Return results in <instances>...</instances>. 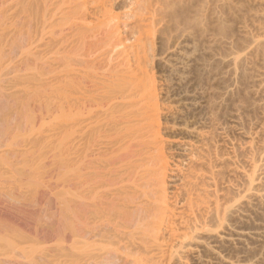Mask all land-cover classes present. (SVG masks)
I'll list each match as a JSON object with an SVG mask.
<instances>
[{
    "label": "bare ground",
    "instance_id": "bare-ground-1",
    "mask_svg": "<svg viewBox=\"0 0 264 264\" xmlns=\"http://www.w3.org/2000/svg\"><path fill=\"white\" fill-rule=\"evenodd\" d=\"M41 1L44 5V13L45 10L54 11L55 5L54 9L56 10L53 13L50 11L53 14L52 17L49 15L48 17L46 15L48 13L40 14L41 17L37 13L35 14L41 18H36L40 20L36 22V24L40 23V26H36L38 27L36 32L39 29L38 33H40L38 41L44 42L43 40L49 39L55 34V27L54 29L52 26L50 27L54 18L70 14V16H74L71 21L75 38L72 37L73 40L69 41L70 43L68 40L67 43L64 41L66 46L60 48L61 52L65 51L62 52L63 54L57 48L61 55L58 56L59 54L57 53V55L55 52V56L57 55L62 62L55 63L60 66L54 64L51 67L53 69L50 70L47 64L49 67L52 65L47 62L49 60L50 63L53 62L57 56L53 58L52 54L54 53L51 52V55L48 53V56L44 52L47 50H44V55H41L44 58L40 57L43 59L41 65L46 63L47 68L44 65L41 66L43 67L41 69L50 70L48 73H46L47 71L43 73L44 71L42 72L40 69L29 71L31 67L26 66V69L30 67V69L28 68L29 72L26 70L27 72L24 74L22 72L20 76L16 75L20 78L23 74L28 77L27 81L29 77L34 76L33 79L36 82L29 81L32 86L30 87L28 84L29 87H24L25 85H23L21 89H25L21 91L26 90L25 95L29 92L32 96L35 95L34 98L29 95L32 98L31 101L34 100L32 103L37 104L36 106L43 109L45 113L44 116H42L43 112H38V116L34 115L37 108L34 110L33 104L27 103L28 99L25 100L26 104H30V110L31 108V111L34 110L32 114L27 109L28 113H24V118L27 119L25 122L29 123H27L31 126L29 128L36 129L32 130L33 132L29 131L33 135L30 136L28 133V139H34L33 143L35 139L36 142L40 139L43 141L40 140L33 147V145L31 146L32 142L29 144L31 140L26 143L28 141L26 137L24 142L27 144L26 148L24 145V147H20V144L19 149H27L28 151H24L27 153L26 158L30 152L28 157L31 159L27 158L29 161H26L25 158V160L21 158L20 162L22 165L25 161L30 163V165L26 162L24 164L26 168L28 165L29 168L33 167L32 174L35 172V175L39 174V177L41 171L43 174L44 166H46L50 175L46 172L44 174L50 176L49 178L51 176L54 178V181L53 178L50 179L53 182L48 181L49 184L55 185L54 188L61 186L59 194L62 190L61 194L70 195L68 200L71 197L73 204L79 203V200L80 203H83L82 201L87 199L85 205L87 217L86 214H82L85 216V220H82L80 212L82 219H79L82 220V223L78 219L74 220L77 216L72 215V226L69 228L65 226L68 230L63 232L65 237L63 239L73 238L71 239L73 241L69 243L76 241L75 244L73 243L76 245L80 242L76 247L79 255L73 249L75 247H71L75 251H72L75 254L72 253V256L78 255L74 258L71 256L73 259H77L72 260V264H189V257L197 255L199 248L207 249L211 256L213 255L212 257L222 259L225 264H235L228 256L217 251L213 243L221 241V239H226L229 242L238 240L245 233H249V230L246 232L242 230L224 234V230L231 231L233 229L227 223L229 218L235 217L237 214L239 216L240 213L245 215L244 209L242 210L244 205L247 207L255 201L256 203L257 201L264 202V186L260 183L264 177V127L254 122L250 127L245 128L242 125V120L238 117V109H233L230 121L233 122L234 132L238 137L231 139L230 136L224 134L222 139L230 147L226 151H221L219 143L213 139L208 130L204 129V125L209 119L208 116H195L188 120L187 113L182 108L160 100L163 87L160 86V83L155 82L154 77H151L153 73L150 65L153 64V60H150L155 53L153 55L150 50L155 49L153 47H155L158 37L164 38L165 41L170 38V42L167 41L169 46L165 51L167 55L161 58V61L170 74L179 78L181 77L179 74L181 63L189 50H193L195 47L194 31L196 30L197 33L195 35L203 36L205 34L208 42L211 41L213 46L222 45L225 49L222 54L212 52V54L214 53L212 58L223 63L226 67L225 73L229 78L228 84L222 90L218 104H224L225 96L232 92L238 78L246 73V66H249L247 63L250 61L255 63H253V74L249 78L250 91L258 98V104H264V22L262 23V18L260 19V17H264V8L260 9L261 11L255 10L256 13L253 11L255 17H259L261 22L255 20L256 18H251L252 21L250 19L237 21V34L240 32L243 36L238 35L245 37V40L237 44L232 37L233 32H226L225 30L228 28L224 29V26L221 25V13H223L221 9L224 10L227 7L232 9L233 7L229 0H118L127 6H125L126 11L122 10L124 13H120L123 16L114 12L113 4L116 0H66L65 2L60 0L59 3L68 4L64 8L55 4V0L53 2L52 0ZM253 1L255 4L256 0ZM258 1L264 3V0H257L255 5ZM90 4L92 6L89 8ZM258 4L262 5L260 2ZM66 17L68 18V16ZM209 17L213 21L212 23L215 21L212 24L214 28L211 30L212 32L216 29L215 33L212 32L213 35H209L208 27L207 33L209 34H206V28L203 25L205 24L203 21H206L204 19L208 18L209 20ZM31 19L29 21L33 20ZM62 19L60 20L62 21ZM55 21L57 22V19ZM59 22L57 23L61 27L57 23L55 25L60 27L57 30L61 33L65 27L63 24L66 25L69 22H63L62 25V22ZM168 35L170 37H167ZM13 37L15 38V36ZM53 39L55 38L53 37ZM17 41L14 39L9 42L11 43L10 47L8 46L10 52L16 53L18 49L19 52H22L21 54H26L31 49H38L46 42L37 45L35 42L37 40L33 38L24 45L25 42L21 39L24 42L22 45ZM0 54L2 56V52ZM6 54L4 53L3 57L0 56L1 67L4 66V63L1 62L2 58H4L3 62L13 60L7 58L10 55L5 57ZM50 57L53 59L51 60ZM10 64L0 67V71L12 70L13 66H9ZM55 66L56 68H54ZM36 69L38 68L36 67ZM149 71L150 74L152 73L151 75ZM4 74L0 75V84L5 78ZM24 79L26 78L24 77ZM193 102V97L188 95L183 104L191 106L194 104ZM39 107L37 111H39ZM46 121H48L46 126L51 129L46 131L48 127L43 128L44 132L39 130V139L37 138L38 126L43 125ZM49 123L58 126V128H52ZM34 125H38L37 128ZM35 131L36 133H34ZM33 136L35 137L33 138ZM16 138L18 137L16 136ZM22 140L17 141L16 139L15 142ZM9 144H13V142ZM33 148L37 150L31 151ZM2 150L0 149L1 152ZM47 151H49L48 154ZM240 151L245 153L244 158H238L237 154ZM44 153L50 155L51 161L49 162L54 164L51 172V167L50 169L47 167L48 164H42V166L44 165L43 169L37 166L40 165V162H45L44 159L47 156ZM42 156L45 158L43 157V159ZM4 157L1 162L7 168V162H9L8 164L11 162L6 156ZM3 159L7 161L3 162ZM23 167L20 166L21 169ZM10 168L16 173L20 172L19 168H16L17 171L12 166ZM10 168L8 167L9 170ZM8 169H4V172L6 170L8 175L12 174L13 170H10V173ZM28 169H25L22 175L19 173L17 175L19 174V177L21 175L23 178V174ZM39 169L42 170L39 171ZM29 175L27 181H29ZM46 175H41V177ZM9 177H14V175H9ZM33 177L35 176L33 175ZM33 177L32 179L30 177L32 181L30 180L29 183L33 181L37 183V179ZM40 180L41 183L43 180L42 178ZM52 185L48 187L52 188ZM172 187H174V191L170 190ZM64 196L66 195L64 194ZM74 199H78V201L74 202ZM68 200L66 199L67 203H69ZM66 206L65 208L74 212L72 205ZM77 207L79 208V206ZM78 211L76 210V212ZM68 213L66 221L70 220L67 219ZM75 222L79 225L83 224L79 227L76 223L79 228L85 226L84 230L81 229L82 234L79 232V228H76ZM59 234H61L60 231ZM81 245H83L82 248ZM61 254L63 255V253Z\"/></svg>",
    "mask_w": 264,
    "mask_h": 264
},
{
    "label": "rangeland",
    "instance_id": "rangeland-1",
    "mask_svg": "<svg viewBox=\"0 0 264 264\" xmlns=\"http://www.w3.org/2000/svg\"><path fill=\"white\" fill-rule=\"evenodd\" d=\"M11 1H13V2H11ZM39 1H41V0H0V40H1L0 41V53L2 52V56H1V54H0V56L3 57V54L7 53L4 56L7 57L10 55L7 58L9 60L13 59L10 61V62H12L11 64H10V62H6V60H5L6 64H10L9 66H11V67L13 66L12 70L8 69V68H10V67H8V68H4V69H8L9 71H7V70H3V72L0 71L3 74L6 72L4 74L5 78L3 77L4 80H2V83L0 84V103L3 105L2 106L0 104V109H1L0 110V145H1L0 149L4 150V151L2 150V152L0 151V156L3 153L6 154V155H2V158H5L4 156H6L7 159L12 163V165H10L11 163L8 164L9 162H7V164L5 163L7 165V168H6V166L1 162L2 158L0 157L1 158L0 159V253L2 252L0 254V264H60L61 262H62L61 264H65V263L67 264V262H68V264H72V262H73L72 260H74V261L77 260V259H73V258L77 257L79 255L76 251V247H77V244L80 242H78L76 245H74L76 243L75 240H74L75 243L73 242L74 244L69 243L70 241L71 242L73 241V240H71L73 238H69V240H67L68 238L63 239V238H65L63 232H65L66 230H68L67 228L72 226V224H71L73 221L72 215H74V216L76 215L77 218L75 217L74 220L78 219V220H80L81 223H82V220L83 221L85 220L84 219L85 214L87 217V209L85 206L86 201H87L86 198H85L86 201H82L83 203H80V200H79V203L76 202L77 204L76 203L73 204V201H72L73 199H71V197H70L71 200L70 199H69L70 201L68 200L70 195H68L67 193H64L66 195V196H64V194H61L62 190L60 191V194H59V187H61V186H56V188H54L55 185H52V183L49 184L48 181L50 179H52L53 177L51 176V178H49L50 176L46 175V174L50 175V173H48L49 170L44 165L43 166L45 167L46 171H44L45 170L44 169L43 174H41L42 173L41 170L44 168L42 166V164H45V165L48 164L49 166H47V167L49 169L51 167L50 172L52 171V169L54 167V166H52L54 164H51L52 162H49V161H51L50 155H47L49 151H47V154L44 153L47 156L46 158H45V156H42V158L43 157L45 158V159L44 158L43 159L46 163L40 162V165H37L40 168L43 167L42 169H39V171H41L40 177H39V174L35 175V172H33L34 174H32L33 167L31 168V166H30L31 170L29 171L30 163L26 162V161H29V159H31V157L30 158L28 157V156H30V152H29L27 155V158H29V159L26 158L27 153H25V152L28 150L25 149L27 144H25L24 142L26 141V137L28 140V141H26V143H28L29 140H31L30 138L28 139V136H29V134H30V136L33 135V133H31V132L29 133V131H32L33 129L29 128L31 126L28 125L29 124L28 122H27L28 124L25 122V120L27 121V119L24 118V113L27 112V109L30 110V108H29L30 104L34 103V100L31 101V99L34 98L35 95L32 96V94H30V92H29V94L26 93V95H25V92H27V91L26 90L21 91V90L25 89V88L21 89V87L23 88V85H25L24 87H27L28 84L30 83L29 81H31V82L34 81V79H33L34 76L29 77V79L27 81L28 77L24 76L23 74L25 72H27L28 68L30 69V67H31V69L29 71H31V70H37L38 71L40 69V71H42V72L44 71L43 73H45L46 71H47L46 73H48V71L53 69L51 67H53L54 64L56 65V63L61 60V59H59L58 56H60L61 54H63L65 52V51L64 52L62 51L63 52L62 53L60 48H64V46H66L65 44L67 43V40H68V43L72 42V40H73L72 37H73L74 32H75L74 29H72L73 22L71 21L74 18V16L73 15L70 16L71 14L65 15L62 17L59 16V18L60 19L63 18L64 21H63V19L61 21L57 17L56 18L57 22H59V21H60L59 23L62 22L61 25L63 24V22H65V23L69 22V24H71V25H69L68 23H66V25L63 24L65 27L62 29V31H65V32L61 31V33H59L58 32L59 30H57V29H59L61 26H60V24H58L55 21L56 19L54 18L53 22L51 23L52 25H50V27L52 26L53 29L55 27V29H54L55 34L52 35V37H50L49 39L46 38L47 40L46 39L43 40L44 42L46 41L48 43L47 44L45 42L46 45H44L45 43L42 42V40L38 41L40 38V33H38L39 29H38V32H36L37 28H38L36 26H38V25L40 26V23L36 24V22H39L40 21L39 19H41L40 18L41 15H43L45 13H48V14H46L47 16L49 15L50 17H52V15H53L52 13L55 12V10H56V9H54L56 7V5H55V7H53L54 11L45 10V13H44L43 12V10H44L43 6L44 5H43L42 1L41 2H39ZM61 1L55 0L54 2H55V4L60 5V8H64V6L67 7L68 4L67 5L63 4L66 0H64L63 3H59ZM89 1H91V0H89ZM230 1L233 4L232 5L233 7L230 6L231 5ZM52 2H53V0H52ZM256 2H257V0L255 1V4H256ZM259 2L262 5H259L258 4ZM10 3H13V4H10ZM38 3H40V4H38ZM41 3H42V6H41ZM90 3H92V2H90ZM229 3H230L229 7H232V9L228 8V7L227 8L225 7L226 9H224V10H223V8L221 9V12H223V13H221V19H222L221 25L224 26V29H225V27L228 28V29L226 28L227 29V30H225L226 32L227 31L233 32V33L232 32L231 33L233 35L232 37L234 38V42L236 41V43L238 44V42L245 40V37L239 36V35H242V34H240V32L238 33L239 35L237 34V32H238L237 31V24H238L237 21L238 20L241 21L240 19H245L242 21H247L246 19H248V20L250 19V21H252V19H254V18H256L255 20L260 21V19L262 18L263 20L261 19V21L263 23L264 17H260V19H258L259 17H257V16L255 17V14L253 13V11L255 13L257 10L261 11L262 8H264V3H262L261 1H258L257 5H255L253 0H229ZM62 4H63V6H62ZM114 4H113V9H114L115 13L118 12V14H120L123 11L124 12L126 11L127 6L123 2L116 0V2H114ZM91 6L92 5L90 4L89 8ZM37 8L39 11L37 10ZM71 8H72V6H71ZM71 8H70V10H71ZM68 9H66V10L68 11ZM237 11H238V13H237ZM1 12H2V14L4 13L3 14L4 16L1 14ZM36 13L40 17H38L37 15L35 16ZM70 13H71V11H70ZM5 14H7V15H5ZM32 14H34V15H32ZM250 14L254 15V16L252 17ZM66 16H68V18ZM121 16H123V14ZM8 17H9V19H8ZM37 17L39 18L38 20L36 19ZM30 19L32 21H29ZM34 19H36V20H34ZM68 20H70V21H68ZM204 20H206V21H203V22H205V24H203V25H205L204 28H206L205 33L206 34L210 33L209 35H211L212 32H214V30H216V29H214L211 32L212 28H214L212 24H214L215 21H214V23H212L213 21L210 19V17H209V20H208V18H206ZM7 21H8V23H7ZM12 21L13 22L15 21V22L13 23ZM17 21H19V22L17 23ZM33 21H34V23H33ZM206 22L208 25L206 24ZM56 23L60 27L55 25ZM53 24H54V26H53ZM56 26H57V28H56ZM69 26H71V27H69ZM222 26H221V28H222ZM67 27H68V29H67ZM207 27L209 29V33H207L208 32ZM50 29H52V28H50ZM27 30H29L30 32ZM70 30H72L73 32L72 31L68 32ZM56 31H57V35H56ZM195 31H194V37L195 36L197 37V39H196V37L194 39V41L196 40L195 41L196 42L195 47L193 50H189L186 58L181 63L182 67L179 71V74L181 77L178 78L177 76L170 74L168 72V70L166 69L165 65L163 64V62L161 61V58L166 57V55H167L165 53V51L167 49V46H169L168 42H170L169 41L170 38H167V41H168L167 42L164 40V38H162L164 40L163 41L160 37H158L160 40L157 38L158 40L156 39V41H155L156 44H155V47H153V49L154 48L155 49L153 51H152V49L150 50L151 53H153V55L155 53V55L151 56L153 58L150 60V61L153 60L152 61L153 64L150 65V67H151L150 69L153 73V76L151 75L152 73L150 74V71H149V74L151 75V77H154L155 82L160 83L161 85L160 84L159 85L163 87V88L161 87L163 89V91H162V94L160 96V100L162 102L164 101L167 104L170 103V105H175V106H178L179 108H182V110H184L187 113L188 120L193 119V117H195V116H208V118L210 120L209 119L207 120L206 124L204 125V129L208 130L210 132V134L213 136V139L219 143V149L221 151H226V149H229L230 145L227 143H224V141L222 139L223 135L225 134L228 137L230 136L229 138H231V139L232 138L236 139L238 137L234 132V126H233L234 124H233V122L230 121L231 120L230 116L233 112V109H236V108L238 109V112H237L238 117H240V119L242 120V125L245 128L250 127V125L254 122H257L258 124H260L261 126L264 127V118H263V116H264L263 115L264 114V104H258V100H257L258 98L255 97L250 91L251 83H250L249 78L253 74V65L255 63L252 61L247 63L249 66H246V69H247L245 71L246 73L243 76L238 78L236 85L234 86L232 92H230L229 94H227L225 96L224 104L219 105L218 102L220 100L222 90L228 84L229 78H228V75L225 73L226 67L224 66V64L221 62L215 61V59L212 58V56L215 52L217 54L218 53L219 54L224 53L225 49H223L224 47L222 45L217 46L218 48L215 45L213 46L212 45L213 43L211 44V41L208 42L207 36H205V34L204 35L202 34L203 36H201L200 34L195 35V34H197ZM22 32H24V33H22ZM27 32H29V33H27ZM32 33H34V34H32ZM65 33H67L69 35L67 36V34H65ZM38 34H39V36H38ZM167 34H169V33L167 32ZM234 34H235V37H234ZM36 35L38 36V38ZM58 35H60V36H58ZM13 36H15V38ZM17 36H18V38H17ZM31 36H33V37H31ZM61 36H63V37L61 38ZM198 36L202 37L203 39L198 37ZM19 37L25 43L23 41H21V39ZM24 37H25V39H24ZM53 37L55 39H53ZM57 37L58 38L60 37V40H58ZM64 37L65 38L68 37V38L65 39ZM70 37H71V40H70ZM167 37H170V36L168 35ZM33 38H34V40L35 39L37 40V41H35L37 45L38 44L40 45V43H44V44H42L44 46L40 45V47H38V49H36V50L31 49V51L26 52V54L25 53L21 54L22 52H19L18 49H17L18 52H16V53L10 52L9 47H10L11 43H9V42L14 41V39H15V40H18L17 42H20L22 45L24 43V45H25L30 39H33ZM73 38H75V37H73ZM51 39H52V41L54 40L55 42L57 40L58 41L55 43V42L50 41ZM64 41L66 43H64ZM35 42H34V44H35ZM49 42H50V44H49ZM8 43H9V45H8ZM49 45H51L52 47ZM46 46H48V47H46ZM6 48L9 49V54H8ZM215 49H217V50H215ZM44 50H47L48 52L44 51ZM43 51L47 54L48 53L50 54V52L54 53V54H52L53 58H55L59 54L57 56L58 58L56 57L59 60H57L56 58L54 60L52 58L53 59V62H51L52 64L50 63V60L48 59L49 62H47V63L52 65L49 67V65L47 64V66L50 70L46 69V71H45V70L41 69V68H43L41 66H44L46 64L45 63L44 65H41L42 64L41 61L43 60L41 58H44L43 56H41V55H44ZM58 51L61 54L58 53ZM55 52H56V54L58 53L56 56H55ZM212 52H214V53L212 54ZM11 53H13V54H11ZM28 53H30V54H28ZM41 53H43V54H41ZM49 54H48V56H49ZM12 56H14V57H12ZM7 58H5V59H7ZM8 59H7V61H9ZM50 59H51V57H50ZM3 61H4V58L1 59V62L4 63V66H5L6 64ZM61 62L62 61H60V63ZM251 62H252V64H251ZM58 65L60 66V64H57L56 66H58ZM4 66H2V67H4ZM26 66H30V67H28L26 69ZM34 66H35V69H33ZM39 66H40V68H39ZM47 66L45 65V68H47ZM56 66L54 68H56ZM36 67L38 69H36ZM1 68H0V70H1ZM9 72H11V73H9ZM22 72H23L22 77L18 78L16 75L20 76L21 75L20 73H22ZM1 73H0V75H1ZM24 77L26 79H24ZM34 82H36V80ZM30 84H29V86L31 87L32 85H30ZM18 88H19V90H18ZM29 95H31L32 98ZM188 95H191L193 97V100H194V102H193L194 104L191 106H189V105L186 106L183 104L185 98ZM1 98H3V99L1 100ZM26 99H28V101L30 100V102H28ZM5 100H6V102H5ZM25 100L27 101V103H30V104H26ZM23 103H25V104H23ZM27 105H28V107H27ZM36 105L35 104L32 105L34 107L33 108L34 110L36 108L38 109V107H39ZM37 109H36V111H37ZM31 110H32V108H31ZM33 111H31L32 114H33ZM36 111H34V115L38 116L37 113L38 112L42 113L43 109H41L39 107V111H37V112ZM35 112H36V114H35ZM27 113H25V114H27ZM43 114L45 115L44 112L42 113V116H44ZM25 117H26V115H25ZM37 119H38V117H37ZM36 122H35V124H37ZM44 122H45V120H44ZM47 123H48V121H46V123H43V125L41 124L42 126L41 125L38 126L39 124L34 125V127L36 126V128H37V126H38V128H39L37 130L38 131L37 136L39 134V130L44 132L45 130L43 128L46 129L48 127V129H46V131H48L49 128L51 129V127L46 126ZM49 124H50V126H52V128L54 127V129H55V127L58 128V126H54V124L51 125L52 123H49ZM40 127H42V128L40 129ZM27 128H29V130H27ZM59 129H60V127H59ZM34 130H36V129L34 128ZM56 130H58V129H56ZM60 130H62V128ZM59 131H57V132H59ZM34 133H36V131ZM26 134H28V135H26ZM20 135H22V136H20ZM16 136L18 138L20 137V139L16 138ZM24 136H25V138H24ZM34 137L35 136H33V138ZM22 138H24L25 140L24 139L22 140ZM37 138L40 139L39 136ZM14 139L15 140L17 139V141H19V140H22V141H20L21 143L17 142V141L15 142ZM32 140H34V139H32ZM32 140L29 142V144L32 142L31 146L33 145V147H34V144L38 143L41 139L37 142L35 139L34 143ZM42 141L43 140H41V142ZM11 142H13V144H9ZM20 144H21V146H20ZM10 145H13L12 146L13 149ZM23 145L25 146V148H21L23 151H20L21 149H19V148L24 147ZM8 148H10V149H8ZM36 148L31 149V151H36L37 150ZM34 149H36V150H34ZM45 152H46V150H45ZM24 153H25V155H23ZM31 153H33V152H31ZM244 155H245V153H243L242 151L238 152V154H237L239 159L244 158ZM21 158H23L22 160L26 159L25 162L27 164H29L28 165L29 169H28V168H26V165L24 164L25 162H23L25 169H28V171H29V172L26 171V173L28 172V174H26V173L23 174V178L21 177V175H22V173L25 172V169H24L22 163L20 162V161H22ZM47 158H49V159H47ZM43 159H42V161H43ZM4 161L6 162L7 160L3 159V162ZM8 165L12 166L15 169L19 168L18 170H20V172H17V173L21 174L20 177H19V174L17 175V173L12 168H10V166H8ZM3 166H5V167H3ZM20 166L23 168L21 169ZM8 167L10 168V170H13L12 174L14 175V177H9V175L11 176L12 174L8 175V172L6 173V170L8 169ZM4 169H6L5 172H4ZM10 170L8 169V171H10ZM263 170H264V168H263ZM16 171H17V169H16ZM45 172H46V174H44ZM10 173H11V171H10ZM28 175H29V177H28L29 181L32 179V177L34 175L35 177H33V178L37 179V183H40V181H41L40 178H42V180L45 178L42 181L45 186L42 185L43 184L42 182L38 185H37L36 181L31 182L34 184L29 183V181L26 180ZM41 175L42 176L46 175V176L41 177ZM30 177H31V179H30ZM45 180H46V182H45ZM52 180L54 181V178ZM52 180H50V182H53ZM260 183H261V185L264 186V177L260 181ZM35 185H37V186H35ZM39 185H41V186H39ZM49 185H52V188H49L48 187ZM44 187H46V188H44ZM61 189H62V187H61ZM173 189H174V187H172L170 190L174 191L175 189L174 190ZM64 198H66L69 203H67L66 199H64ZM75 201H78V199L77 200L74 199V202ZM69 204H70V206L72 205L74 207V208L72 207V209H74V212L70 211L71 209L69 210L68 208H65V207H67L66 205H69ZM83 204H84V206H83ZM77 206H79V208ZM63 207L65 208V210ZM67 210H69L68 212L70 214L67 212ZM76 210L77 211L79 210V211L76 212ZM242 210L245 212V215H244V213H240V215H241V216L239 215L240 217L237 214V215H235V217L232 216L231 218L228 219L227 223H229L230 228H233V229L231 231H228L227 229L224 230V232H225L224 234H227L229 232H234V231H242V230H244V232H246V230H249L250 232L242 235V237L240 239L233 240L230 242L227 241L226 239H221V241H217L218 243L214 242L215 244L213 243V246H214V248L217 249V251L221 252V254H225V256H228L231 260H233V262L235 264H264V202L259 203L257 201V203H256V201H255V202H253L252 205H249L247 207H246V205H244ZM71 212H73L75 214H73ZM79 212L81 213V216L83 217V219L80 217ZM67 213L69 215V216L67 215V217H68L67 219H70V220L66 221V214ZM83 213H84V215H82ZM79 218H81L82 220ZM63 219H64V221H63ZM68 221L70 222L69 224H68ZM77 222H79V221H77ZM77 222H75V225ZM81 223H80V225L77 223V225H79V227H80L83 225V224L81 225ZM77 225H76V228L78 229L79 227ZM65 226L66 227L68 226V227L66 228ZM84 227L79 228V230H80L79 232L81 234L83 232V231H81V229L84 230ZM62 228H63V231H62ZM59 231L61 234H59ZM80 233H79V235H80ZM56 235H58V236H56ZM79 240L80 239L78 238V241ZM81 240H83V238ZM12 243H14V245L15 244L16 245L14 246V245H12ZM72 244H73V246H71ZM58 246L61 247L62 249L59 248ZM82 246L83 245H81V248H82ZM17 247H18V249H16ZM71 247L72 248L75 247L73 249L78 254L77 256H72V253L75 251H73V249ZM198 250L199 251H197L198 252L197 255L195 254L194 256L189 257L190 259L188 258L190 260L189 264H225L222 261V259L212 257L213 255L211 256L210 251H207V249L199 248ZM61 253H63L64 256L66 255L67 258L64 257ZM73 255H75V254L73 253ZM61 256L64 258H62ZM63 259H64V261H67V262H64Z\"/></svg>",
    "mask_w": 264,
    "mask_h": 264
}]
</instances>
